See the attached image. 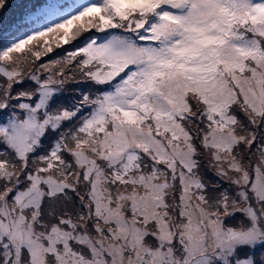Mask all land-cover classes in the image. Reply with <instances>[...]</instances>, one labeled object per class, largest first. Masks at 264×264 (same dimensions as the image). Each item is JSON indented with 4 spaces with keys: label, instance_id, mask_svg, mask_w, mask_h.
I'll use <instances>...</instances> for the list:
<instances>
[{
    "label": "snow or ice",
    "instance_id": "1",
    "mask_svg": "<svg viewBox=\"0 0 264 264\" xmlns=\"http://www.w3.org/2000/svg\"><path fill=\"white\" fill-rule=\"evenodd\" d=\"M0 264H264V0H0Z\"/></svg>",
    "mask_w": 264,
    "mask_h": 264
},
{
    "label": "trees",
    "instance_id": "2",
    "mask_svg": "<svg viewBox=\"0 0 264 264\" xmlns=\"http://www.w3.org/2000/svg\"><path fill=\"white\" fill-rule=\"evenodd\" d=\"M37 4L54 3V4H67L71 3V0H35Z\"/></svg>",
    "mask_w": 264,
    "mask_h": 264
},
{
    "label": "rangeland",
    "instance_id": "3",
    "mask_svg": "<svg viewBox=\"0 0 264 264\" xmlns=\"http://www.w3.org/2000/svg\"><path fill=\"white\" fill-rule=\"evenodd\" d=\"M36 2V1H35ZM65 47H69V46H65ZM45 59H47V57H45Z\"/></svg>",
    "mask_w": 264,
    "mask_h": 264
}]
</instances>
